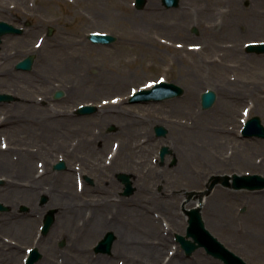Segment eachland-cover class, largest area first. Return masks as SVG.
I'll use <instances>...</instances> for the list:
<instances>
[{
	"label": "rangeland",
	"instance_id": "374dc122",
	"mask_svg": "<svg viewBox=\"0 0 264 264\" xmlns=\"http://www.w3.org/2000/svg\"><path fill=\"white\" fill-rule=\"evenodd\" d=\"M134 2L0 0V20L24 29L19 35H5L1 43L0 64L8 58L5 53L13 56L11 63L2 65V70L12 67L15 75L13 89L7 85L11 82H5L7 79L1 76L0 91L13 94L15 100L6 102L0 114L10 121L18 110H23L22 105H42L45 110L35 111L33 116L42 114L41 119L54 123L64 121L62 125L67 127L66 136L61 137L65 145L61 153L52 152L53 156L47 160L21 158V150L32 152L37 147L28 139L12 141L13 149L7 150L14 167L10 176H4L10 172H1L0 177L5 184L14 176L20 184L18 188L29 187L32 199L17 195L16 201L8 202L17 220L2 218L0 264H22L27 249L34 246L43 253L38 264H98V257L124 264L127 251L138 255L145 248L142 239L145 233L131 231L133 228L127 222L131 220L130 211L140 207H147L158 218L160 232L164 234L161 238L167 244L164 251L167 259L157 264H166L179 248L182 264H225L204 248L187 255L176 234H185L188 226L184 202H189L187 207L198 203L203 196L201 192L212 187L217 175L264 176V139L241 133L247 119L254 115H259L264 124V54L250 53L245 47L249 41L264 40V15L253 10H259L258 7L264 10V2L249 1L253 14H247L250 11L244 8L247 0H181L179 7L170 9L161 0H148L143 10L137 9ZM181 12L184 20L177 26ZM258 22L261 29L254 26ZM194 27L198 32H193ZM94 31L114 34L118 40L110 45L95 44L88 39ZM29 55L35 57L33 69L18 70L17 62ZM159 78L183 86L184 94L160 102L129 101L134 88L148 87ZM113 84L117 87L112 88ZM59 89L65 95L56 99L54 94ZM207 89L215 90L218 99L213 107L204 109L201 94ZM110 102L115 107L111 108ZM81 104L96 105L97 111L78 115L76 109ZM223 113L227 115L222 117ZM203 119L209 120V131L222 128L224 137L215 140V149L218 147L222 158L207 161L198 170L201 173L198 180L196 173L187 172L192 168L183 153L189 152V147L181 140L185 123L192 125ZM156 125L165 126L167 134L157 136ZM112 126L114 131L109 130ZM219 140L223 143L218 144ZM78 142L87 144L90 151L79 149L74 151L76 156L71 154ZM164 145L169 146L171 153L162 161L160 149ZM66 147L71 151L64 153ZM116 154L117 164L113 162ZM59 160H65L68 168L55 170L53 166ZM101 168H105V173H130L136 186L134 194L120 195L121 185L108 175L105 180L95 176L98 187L90 193L80 189L81 196L77 198L74 174L69 176L67 185H60L54 177L72 171L102 173ZM105 184L108 186L103 190L101 186ZM4 186L0 201L7 203L5 195L12 197L17 189L12 186L8 192ZM217 188L230 190L236 217L222 219L224 211L219 207L225 196L215 200L218 207H214L213 217L217 225L209 224L208 209L203 208L206 226L249 264H264V224L256 219V209L264 203V189H234L218 183L204 197L213 196ZM62 189L69 194L63 195ZM44 195L48 198L45 204ZM49 208H57L56 221L49 235L41 237L40 228ZM6 219L15 224L5 225ZM98 220L102 224L96 229L85 225ZM19 222L23 224L21 229ZM114 222L117 225L127 222L128 242L121 245L126 239L119 241L116 232L118 241L113 252L95 253V245L105 232L113 230L109 227H115ZM248 223L252 227L242 226ZM8 228L14 233L12 239L5 233ZM157 240L149 238L155 245L159 243ZM116 252L122 254L115 255ZM25 261L26 257L23 264Z\"/></svg>",
	"mask_w": 264,
	"mask_h": 264
},
{
	"label": "bare ground",
	"instance_id": "6f19581e",
	"mask_svg": "<svg viewBox=\"0 0 264 264\" xmlns=\"http://www.w3.org/2000/svg\"><path fill=\"white\" fill-rule=\"evenodd\" d=\"M233 1H236V0H233ZM247 14H253V13L249 12ZM228 15L230 16L231 12H229ZM183 20H184L183 12H181L179 14V16L177 17V21L175 24L177 26H181L182 25L181 23L183 22ZM250 23H252V22H250ZM258 24H259V22H258ZM7 45H9V38H7L4 41V46L7 47ZM5 55L8 58L6 60H4L3 63L0 64V80H1V76H4L7 79L5 82H8V81L11 82L10 84L8 83L7 85L9 87L12 86V89H13L14 84H12V81H13V76L15 75L14 69L11 67V68H6V69L2 70V65L7 64V63H11L12 62L11 58L13 56H11L12 54H9V53H5ZM1 85H2V83H1ZM8 86H6V84H5V87H8ZM116 87H117V85L113 84L112 88H116ZM24 104H27V103H24ZM109 106L111 108L115 107L114 103H112V102H110ZM16 107L17 106H15V108ZM19 107H17V108H19ZM39 108H40L39 105L30 104V105H22L23 110H21V111L18 110V112L16 113V116L13 117L15 124H17V127L15 128V134H17V136H19L20 134H23V133L28 134L30 132L31 134H33L35 136V138H37V133L42 132V131H40L39 127L36 124V123H38L37 120H35L36 117L33 116L34 114L37 113L35 111H37ZM228 110H229V107L227 106L226 111H228ZM192 112H194V111H192ZM14 113H15V111H14ZM224 115H227V114H224V113L221 114L222 117H224ZM203 120H201L200 123H198L197 120H195L192 125L185 123L184 130H183L184 137L181 140V142L183 144H187L189 147V152L186 151L185 153H183V155L185 156L186 162H188V167L192 168V170L187 171V172L192 173V175L194 173H196L195 175L197 176L198 180L200 178L199 175L201 174L198 170H202L203 165L206 164L207 161L222 158L220 156V154H221L220 151L217 149L218 147H216V149H215V146L217 145V142L215 143V140L221 139L222 138L221 136L224 137V135H222V133H221L222 128L209 131V129H211V127L209 126V120H207V121H205V120L203 121ZM62 123L65 124L64 121L61 122V126L65 127L64 125H62ZM52 124H53V122L49 121L50 128L45 129L43 132V135H42L45 140H51L50 142H47L45 144L44 143L38 144L39 141L35 140V143L39 146L40 149H42V148L46 149V145H48L49 143L51 145L55 144L54 139H55L57 133H56V131H54L51 128ZM229 133L233 134L232 131H230ZM8 136L10 137V135H8ZM62 136L63 137L66 136V133L63 132V130H61V137ZM220 143H223L222 140L218 141V144H220ZM13 147L14 146L11 142V145L6 149V151L0 149V172H10V173H5L7 175L12 173L11 172L13 170L12 167H14L12 160L8 157L9 154H8L7 150L11 151V149H13ZM218 152H219V155H218ZM46 153L47 152H43V154H46ZM31 154L33 156H35V154L31 153V151L29 149L20 151V156L23 159L31 157ZM117 154L115 155V158L113 161V162H115V164H117L116 162L119 160ZM51 156H53V153L50 151L47 156H44L42 158H43V160H47V158H50ZM199 162H200V166H199ZM197 167H199V168L197 169ZM105 168H106V166H105ZM105 168H101V169L105 170ZM76 173L77 172L72 171V173H69V174H57V175H54V177L57 178L56 182L59 183L60 185L61 184L67 185L68 184L67 181L69 179V176H71L72 174H74L76 176ZM21 174L26 175L28 173H21ZM64 176H66V177H64ZM49 177L51 178V175H49ZM9 180H10V182H9L10 185L15 187L17 190L14 191L16 193H13L12 197L5 195V200L7 202H9L10 200L16 201L17 195L19 198H26L27 200L32 199V194L30 191H28V189H29L28 186L27 187L21 186V188H18L17 186L20 184H17V180H15V179H9ZM60 192H61V190H60ZM65 192L62 189L63 195H67V193L69 194V191H65ZM230 193H231L230 190L217 188L216 191L214 192L213 196L208 197V198L203 197L201 199L199 206L202 208V210H203V208L208 209L207 220H208L210 225H217V222H218L217 219H215L213 217L214 213H215V210H213V209L215 206L218 207V204H216L215 200L219 199V198L223 199V198H225V196H226V198L221 200L222 201L221 207H219L221 210L224 211V213H222V211H221V213L223 215L222 219L223 218L225 220L226 219H228V220L229 219H232V220L235 219V217H236L235 212H234L235 206H233L234 202L231 199H229ZM24 194H26L27 197ZM75 197H77V198L80 197L78 190H75ZM122 199L123 198H121L120 201H122ZM15 215H16L15 216V221H16L17 220V214L15 213ZM129 216H130L131 220L130 221L128 220L127 222L133 228L131 231H133V232L137 231L138 232V230H139V231L145 233L144 237L142 238L143 244L145 245V248L143 249V252L141 254H138V255H133L131 250L127 251V254H124L126 256V260H125L124 264H157L159 261L160 262L165 261L167 258H166V255L164 254V251H165V247L167 244H165L164 239L161 238V237H163L164 234L160 232V228H159L160 222H159L158 218H156L155 214H153L151 212V210L148 209L147 207H140L137 210L130 211ZM217 217L219 218V216H217ZM27 218L29 219L32 217H27ZM256 219L259 221L260 224L261 223L264 224V203L260 204L258 210L256 209ZM5 222L9 223V224H5L7 226L15 224L13 221H12L13 222L12 223L8 219H6ZM127 222L124 224L120 223L119 225H117V223L114 222L115 223L114 225H116V226L115 227H109L113 230L116 229L115 232H119V236H120L119 241H122L125 238V231H129L128 230L129 225H127ZM85 223L86 222H83V224H85ZM101 224H102L101 220H98V221L93 222V223L92 222L86 223L85 225H90L91 228L96 229ZM18 226L20 229H21V227L23 228V224L21 222L18 223ZM242 226L245 228H249V227H252V224L251 223H248V225L242 224ZM27 230H30V228H27ZM156 235H158V237ZM153 236H156V237H153ZM41 237H43V235ZM151 237H152V239H155V238L159 239L156 241L159 243H157L155 245L152 242H149V238H151ZM125 239H126V241H122L121 245L126 244L128 242V239L127 238H125ZM117 241H118V235L116 233V240L114 242V246H115V243ZM163 243H164V247H162ZM125 248H127V247H124V249ZM27 251H28V249H27ZM181 253H182V251L180 250V248H179V250L177 249L176 251H174L173 256L169 257L166 264H182ZM121 254L122 253L117 254V252H116L115 255H121ZM26 255H27V253H25V255L23 257V263H24V259H25ZM96 259H98V261H97L98 264H118V262L115 263L112 260L106 261V259L102 258V257H98ZM148 260H150V261H148Z\"/></svg>",
	"mask_w": 264,
	"mask_h": 264
},
{
	"label": "water",
	"instance_id": "95a60500",
	"mask_svg": "<svg viewBox=\"0 0 264 264\" xmlns=\"http://www.w3.org/2000/svg\"><path fill=\"white\" fill-rule=\"evenodd\" d=\"M147 0H136V5L138 8H143ZM168 7L175 6L179 3V0H163ZM197 31V29H194ZM21 33L22 29L17 28L5 21H0V42L2 41L1 36L5 33ZM89 38L93 42H102V43H111L117 39V37L110 34L102 33H92L89 35ZM249 51H256L259 53L264 52V43H251L247 46ZM34 62V57L29 56L23 61L19 62L17 67L19 69L29 70L32 68ZM184 88L173 82H160L155 85L152 89L142 90L135 94L131 101H151V100H163L166 98L176 97L182 95ZM63 95V91H58L56 96ZM3 99V96H0ZM217 98V94L214 90H207L202 94V105L204 108L211 107ZM95 110L94 106H82L79 110L81 113H88ZM157 135L163 136L166 135L167 129L164 126H156ZM243 133L247 137L258 136L264 138V125L259 116H254L246 123V126L243 130ZM169 148L167 146L162 147L161 156L165 157L169 153ZM66 168V163L60 161L55 165V169H64ZM121 177L127 184L125 194L131 195L135 191L133 187V182L130 179V176L127 174H122ZM231 177L229 175L218 176L212 184V187L215 186L218 182L234 187V188H249V189H258L264 188V177L258 174L253 175H238L233 176V182L230 181ZM211 187V188H212ZM208 192V191H207ZM47 198L44 197L43 202H46ZM0 209H5V206L0 203ZM189 215V226L187 228L186 235L177 234V241L181 243L183 249L188 254L193 253L199 247H205L208 253L214 255L215 257L221 258L225 261L226 264H248L242 257L228 249L221 241H219L207 228L201 214L200 207H193L191 209H185ZM55 209L50 210L47 214L43 226V232L47 234L54 221H55ZM116 239V235L113 231H110L106 236L99 242L95 250L102 253H110L113 247V243ZM42 257L41 252L38 248H33L30 252V256L27 259L26 264H35Z\"/></svg>",
	"mask_w": 264,
	"mask_h": 264
},
{
	"label": "flooded vegetation",
	"instance_id": "af4514ba",
	"mask_svg": "<svg viewBox=\"0 0 264 264\" xmlns=\"http://www.w3.org/2000/svg\"><path fill=\"white\" fill-rule=\"evenodd\" d=\"M249 1H251V0H247V2H249ZM255 1H262V2H264V0H255ZM2 106L3 105L0 104V109H1ZM40 109L45 110V107L44 106H40V108L37 110V112ZM2 114H0V142H2L3 139H6V141L9 144H11L12 141L13 142H15V141L16 142H18V141H20V142L26 141L25 139L31 140L34 143H35V140L36 141H39L38 144H41V143H44L45 144V143L51 141V140H45L44 137L42 136L44 130L45 129H49L50 126H48L49 123H46L44 121H41L40 120V118H41L40 116H38V117L36 116V120L38 122L36 124L39 127L40 131H42V132L37 133V138H35V136L33 134H31L30 132L28 134L23 133V134H20L19 136H17V134H15V128L17 127V124H15V121H14V118H13L14 116L11 118L10 121H7L6 118L4 119V121H2ZM60 119H61V117H60ZM5 120H6V122H5ZM51 128L54 131H56L57 135H56V137L54 139L55 144L54 145H51L49 143L48 146L52 147L51 152H53V153L56 152V153H59L60 154L61 153V148H63L65 146L64 143H61V130H63V132H65V131H64L63 128L61 129V122H57V123H54L53 122V124L51 125ZM71 134H72V132H71ZM76 134H78L77 131H76ZM80 134H81V130H80ZM8 135H10V137ZM82 145H85V143L76 145L74 147V149H73V152H71V154H74L76 156V154H75L74 151H79V149H84L85 151H90V150H88L87 144L85 146H83V147H82ZM42 151L43 152H49V148L48 147H46V149L45 148H42ZM69 151H71V148H67L66 147V149L64 150V153H67ZM41 155H43V154H41V153H37L36 154V156H41ZM112 174L113 173H90L91 176H97V177H99L102 180H105V178H107L108 175H112ZM84 180L88 183V187H87L86 193L92 192L93 191L92 188L96 187L95 182L93 181L91 183L90 181H88L85 178V176H84ZM116 180L118 182H120L118 179H116ZM107 184H108V182H107ZM107 184H105V187H106ZM4 185H2V183H0V190L2 189V186H4V189H11L12 188V185H10V183L9 184L5 183Z\"/></svg>",
	"mask_w": 264,
	"mask_h": 264
}]
</instances>
